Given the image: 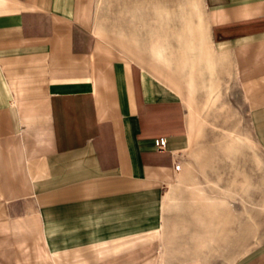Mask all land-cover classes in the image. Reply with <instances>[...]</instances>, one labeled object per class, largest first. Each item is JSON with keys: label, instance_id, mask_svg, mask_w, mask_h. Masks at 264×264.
<instances>
[{"label": "crops", "instance_id": "obj_1", "mask_svg": "<svg viewBox=\"0 0 264 264\" xmlns=\"http://www.w3.org/2000/svg\"><path fill=\"white\" fill-rule=\"evenodd\" d=\"M186 2L0 0V264H264L247 209L197 189L212 112L241 105L264 148V0L151 33Z\"/></svg>", "mask_w": 264, "mask_h": 264}, {"label": "rangeland", "instance_id": "obj_2", "mask_svg": "<svg viewBox=\"0 0 264 264\" xmlns=\"http://www.w3.org/2000/svg\"><path fill=\"white\" fill-rule=\"evenodd\" d=\"M104 9L110 19L120 14L119 8ZM146 10L153 17L154 23L150 24L151 33L152 30L161 31L156 25H160L163 30L169 32L171 39H176L178 31H186L188 36L189 31L194 34L204 30L203 7L199 0H187L186 6L150 7ZM157 20H159L158 23H156ZM115 25L119 23L115 24L111 21L106 24L110 29ZM121 25L128 28L129 23L122 22ZM103 30L110 36L106 28ZM112 37L130 51L128 47L130 37L124 30L117 29ZM212 113H214L212 116L216 114V117L206 121L205 124L209 126L207 134L201 140L199 139L197 145L198 157L201 155L198 159L199 164L203 165L197 168L198 174L207 175L208 173L211 176L210 179L217 182L207 179L209 183L201 182L197 189L215 192L217 195L232 196L229 200L234 204L236 211L245 212L247 209L248 217L244 215V221L249 220L251 239L249 249H253V244L264 241V148L257 140L241 105L235 103L233 109L228 107L223 112L219 110ZM188 155L185 154L186 158ZM215 198L209 201H215ZM217 199L220 202L218 207L230 206L225 198ZM202 201L205 202L206 199ZM234 232L236 234L237 231Z\"/></svg>", "mask_w": 264, "mask_h": 264}, {"label": "built area", "instance_id": "obj_3", "mask_svg": "<svg viewBox=\"0 0 264 264\" xmlns=\"http://www.w3.org/2000/svg\"><path fill=\"white\" fill-rule=\"evenodd\" d=\"M165 142H166V138L165 137H157L155 139V143L160 149L164 148ZM177 167H179V165H177Z\"/></svg>", "mask_w": 264, "mask_h": 264}, {"label": "bare ground", "instance_id": "obj_4", "mask_svg": "<svg viewBox=\"0 0 264 264\" xmlns=\"http://www.w3.org/2000/svg\"><path fill=\"white\" fill-rule=\"evenodd\" d=\"M196 10H198V9H196Z\"/></svg>", "mask_w": 264, "mask_h": 264}]
</instances>
